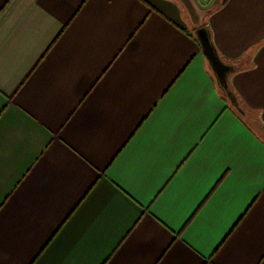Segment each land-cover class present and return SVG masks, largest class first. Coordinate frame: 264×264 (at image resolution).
I'll use <instances>...</instances> for the list:
<instances>
[{"label": "crops", "instance_id": "0c3cea01", "mask_svg": "<svg viewBox=\"0 0 264 264\" xmlns=\"http://www.w3.org/2000/svg\"><path fill=\"white\" fill-rule=\"evenodd\" d=\"M0 264H264V0H0Z\"/></svg>", "mask_w": 264, "mask_h": 264}, {"label": "water", "instance_id": "95a60500", "mask_svg": "<svg viewBox=\"0 0 264 264\" xmlns=\"http://www.w3.org/2000/svg\"><path fill=\"white\" fill-rule=\"evenodd\" d=\"M199 36L201 37L202 39V43H203V47H204V50L206 52V54L209 56V58L212 60V62L217 65V66H222L217 54L215 53L212 45H211V42H210V38H209V35L207 33L206 30L204 29H201L199 31Z\"/></svg>", "mask_w": 264, "mask_h": 264}, {"label": "rangeland", "instance_id": "374dc122", "mask_svg": "<svg viewBox=\"0 0 264 264\" xmlns=\"http://www.w3.org/2000/svg\"><path fill=\"white\" fill-rule=\"evenodd\" d=\"M201 29H204V30H206L207 31V29H206V26L204 25V26H202V27H200L197 31H198V33H199V31L201 30Z\"/></svg>", "mask_w": 264, "mask_h": 264}, {"label": "trees", "instance_id": "16d2710c", "mask_svg": "<svg viewBox=\"0 0 264 264\" xmlns=\"http://www.w3.org/2000/svg\"><path fill=\"white\" fill-rule=\"evenodd\" d=\"M209 29H208V27H207V33H208V35H209V31H208ZM210 38V37H209Z\"/></svg>", "mask_w": 264, "mask_h": 264}]
</instances>
